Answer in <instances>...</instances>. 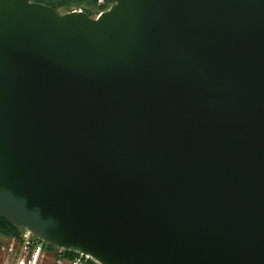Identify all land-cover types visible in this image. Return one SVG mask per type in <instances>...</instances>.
<instances>
[{
	"label": "water",
	"instance_id": "obj_1",
	"mask_svg": "<svg viewBox=\"0 0 264 264\" xmlns=\"http://www.w3.org/2000/svg\"><path fill=\"white\" fill-rule=\"evenodd\" d=\"M0 0V216L98 264H264V0Z\"/></svg>",
	"mask_w": 264,
	"mask_h": 264
},
{
	"label": "built area",
	"instance_id": "obj_2",
	"mask_svg": "<svg viewBox=\"0 0 264 264\" xmlns=\"http://www.w3.org/2000/svg\"><path fill=\"white\" fill-rule=\"evenodd\" d=\"M97 1L101 6L107 2H112V4L108 8L96 12L93 15L95 18H98L114 3L112 0ZM3 240L0 243V251L11 257L14 263L6 261L0 262V264H43L46 260H50L51 264H90L95 262L89 254L52 245L24 227L20 228L17 235L5 236ZM49 249L53 251L52 254L48 253Z\"/></svg>",
	"mask_w": 264,
	"mask_h": 264
},
{
	"label": "rangeland",
	"instance_id": "obj_3",
	"mask_svg": "<svg viewBox=\"0 0 264 264\" xmlns=\"http://www.w3.org/2000/svg\"><path fill=\"white\" fill-rule=\"evenodd\" d=\"M52 3L57 8V10L61 13H67L74 10L82 9L83 11L88 12L90 15H94L96 12L104 8H108L112 2H107L105 5H100L97 0H53ZM114 4V3H113ZM108 10V9H107ZM0 236V243L4 240ZM49 254H52L53 251L51 249L48 250ZM0 262L9 261L10 263H14V260L11 257H8L6 253L0 251ZM50 260H46L43 264H51ZM90 264H93L92 262Z\"/></svg>",
	"mask_w": 264,
	"mask_h": 264
},
{
	"label": "trees",
	"instance_id": "obj_4",
	"mask_svg": "<svg viewBox=\"0 0 264 264\" xmlns=\"http://www.w3.org/2000/svg\"><path fill=\"white\" fill-rule=\"evenodd\" d=\"M35 1L46 3V4H49L55 7L54 4L52 3L53 0H35ZM20 228L21 227L15 225L14 223L0 216V234L6 235V236L17 235L20 231ZM93 264H98V263L93 262Z\"/></svg>",
	"mask_w": 264,
	"mask_h": 264
},
{
	"label": "crops",
	"instance_id": "obj_5",
	"mask_svg": "<svg viewBox=\"0 0 264 264\" xmlns=\"http://www.w3.org/2000/svg\"><path fill=\"white\" fill-rule=\"evenodd\" d=\"M0 236H1L2 238H4L6 235L0 234Z\"/></svg>",
	"mask_w": 264,
	"mask_h": 264
}]
</instances>
